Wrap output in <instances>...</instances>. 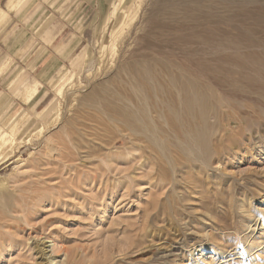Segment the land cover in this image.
I'll use <instances>...</instances> for the list:
<instances>
[{
  "label": "rangeland",
  "instance_id": "obj_1",
  "mask_svg": "<svg viewBox=\"0 0 264 264\" xmlns=\"http://www.w3.org/2000/svg\"><path fill=\"white\" fill-rule=\"evenodd\" d=\"M108 1L0 0V264H264V117L210 164L104 153L95 87L157 0Z\"/></svg>",
  "mask_w": 264,
  "mask_h": 264
},
{
  "label": "bare ground",
  "instance_id": "obj_2",
  "mask_svg": "<svg viewBox=\"0 0 264 264\" xmlns=\"http://www.w3.org/2000/svg\"><path fill=\"white\" fill-rule=\"evenodd\" d=\"M130 55L95 87L89 119L121 139L104 153L210 164L231 135L251 142L263 124L264 0H157Z\"/></svg>",
  "mask_w": 264,
  "mask_h": 264
},
{
  "label": "crops",
  "instance_id": "obj_3",
  "mask_svg": "<svg viewBox=\"0 0 264 264\" xmlns=\"http://www.w3.org/2000/svg\"><path fill=\"white\" fill-rule=\"evenodd\" d=\"M85 2L87 3L91 2L92 4L91 8L95 6L98 9L97 11H99L100 9L102 10L103 6L109 3L108 0H85ZM98 14H100V12H98Z\"/></svg>",
  "mask_w": 264,
  "mask_h": 264
}]
</instances>
